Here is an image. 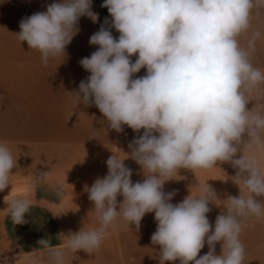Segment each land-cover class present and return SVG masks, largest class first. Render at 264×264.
I'll use <instances>...</instances> for the list:
<instances>
[{
  "label": "clouds",
  "instance_id": "9594fccd",
  "mask_svg": "<svg viewBox=\"0 0 264 264\" xmlns=\"http://www.w3.org/2000/svg\"><path fill=\"white\" fill-rule=\"evenodd\" d=\"M101 7L111 21L89 39L98 47L79 61L90 75L73 92V102L97 107L107 128L117 133L124 126L134 133L143 130L129 142L125 159L141 166L144 179L133 183L132 169L113 153L106 160L107 175L87 188L98 226L69 232L64 247L41 240L47 264H65L69 252L74 260L79 251H97L118 218L139 230L147 213H154L157 222L151 243L159 246V264H243L244 221L264 217V200L257 199L264 197V104L248 108L254 96L264 99L259 87L264 71L251 62L262 38L259 29H252L253 11L259 16L264 0H103ZM84 16L97 22L92 0H56L46 11L22 18L16 37L38 51L47 67L50 59L65 56ZM241 36H246L244 46ZM141 69L145 75L134 78ZM218 162L236 169L231 180L240 189L238 197L221 200L206 182L197 184L199 195L190 192L171 203L176 190H163L170 177L181 169L210 170ZM16 167L10 147L0 143V192L11 185ZM35 180L48 186L51 171L39 172ZM55 195L63 198V184ZM223 201L226 212L213 228L209 205L221 207ZM5 202L15 224L24 223L33 207L28 198ZM205 245L208 251L200 255ZM40 259L34 257L32 264Z\"/></svg>",
  "mask_w": 264,
  "mask_h": 264
},
{
  "label": "crops",
  "instance_id": "0c3cea01",
  "mask_svg": "<svg viewBox=\"0 0 264 264\" xmlns=\"http://www.w3.org/2000/svg\"><path fill=\"white\" fill-rule=\"evenodd\" d=\"M53 2L56 0H0V143H7L17 159L11 185L0 192V264L5 258L8 264H32L37 256L41 257L39 264H47L41 240L64 247L63 236L69 232H78L83 226L97 227L94 204L88 198L87 188L97 177L107 175L106 160L113 153L121 159L127 158L126 154L131 151L129 142L143 134V130L134 133L127 126L122 133L108 129L97 107L73 102V92L78 91L80 81L90 75L79 61L90 57L98 47L90 45L89 39L101 25L109 26L111 21L97 0H92L97 22L81 17L76 26L78 32L66 47L65 56L50 59L47 67L38 51L17 39L21 19L46 11L47 5ZM251 25L262 33L251 62L264 71V9L259 16L253 11ZM111 32L115 38L119 37L114 28ZM240 43L246 44V36L240 37ZM135 59L133 56V62ZM145 73L146 69H141L134 78ZM259 87L264 94V84ZM257 103L264 104V99L256 100L254 96L248 108ZM124 163L133 171V183L142 182L141 166L131 158ZM261 163L264 165V157ZM41 171H51L48 186H39L35 180ZM235 173L230 163L219 162L218 167L196 170L195 174L181 169L178 175L170 177L172 180L165 182L163 190L165 193L176 190L171 201L176 204L190 192L199 195L197 184L207 182L221 200H226L228 195L238 197L240 194L239 187L231 180ZM59 184L64 186L62 199L55 195ZM14 197L28 198L33 204L21 224L12 222L5 202ZM117 199L122 202L123 197ZM257 199L264 200V197ZM226 204L223 201L221 207L209 205L211 211L207 215L213 228L216 217L226 212ZM156 228L154 213L145 214L139 230L118 218L97 251L91 254L79 251L74 260V254L69 252L65 264H159V246L151 243ZM240 240L246 249L243 264H264V217L246 219ZM207 251L205 245L200 255ZM220 252L218 243L216 254ZM166 264H179V261Z\"/></svg>",
  "mask_w": 264,
  "mask_h": 264
},
{
  "label": "rangeland",
  "instance_id": "374dc122",
  "mask_svg": "<svg viewBox=\"0 0 264 264\" xmlns=\"http://www.w3.org/2000/svg\"><path fill=\"white\" fill-rule=\"evenodd\" d=\"M97 2H98L100 5H102L103 0H97ZM102 9H103V11H105V13L109 14L107 8L102 7Z\"/></svg>",
  "mask_w": 264,
  "mask_h": 264
}]
</instances>
